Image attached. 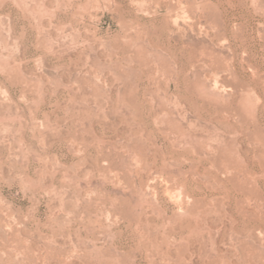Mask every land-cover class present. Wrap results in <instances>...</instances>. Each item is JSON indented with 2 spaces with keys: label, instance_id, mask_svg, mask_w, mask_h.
<instances>
[{
  "label": "rangeland",
  "instance_id": "rangeland-1",
  "mask_svg": "<svg viewBox=\"0 0 264 264\" xmlns=\"http://www.w3.org/2000/svg\"><path fill=\"white\" fill-rule=\"evenodd\" d=\"M0 264H264V0H0Z\"/></svg>",
  "mask_w": 264,
  "mask_h": 264
}]
</instances>
